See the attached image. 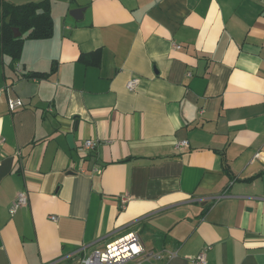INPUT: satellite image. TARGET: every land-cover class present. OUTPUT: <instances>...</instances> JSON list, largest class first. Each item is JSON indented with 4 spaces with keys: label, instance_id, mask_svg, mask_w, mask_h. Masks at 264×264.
Here are the masks:
<instances>
[{
    "label": "crops",
    "instance_id": "0c3cea01",
    "mask_svg": "<svg viewBox=\"0 0 264 264\" xmlns=\"http://www.w3.org/2000/svg\"><path fill=\"white\" fill-rule=\"evenodd\" d=\"M48 1L52 36L0 51V264L130 230L156 264H264V0Z\"/></svg>",
    "mask_w": 264,
    "mask_h": 264
},
{
    "label": "built area",
    "instance_id": "2783aa9c",
    "mask_svg": "<svg viewBox=\"0 0 264 264\" xmlns=\"http://www.w3.org/2000/svg\"><path fill=\"white\" fill-rule=\"evenodd\" d=\"M138 78H130L126 82V88L134 90L138 84ZM8 105L11 110L22 106L20 99H9ZM187 144L186 140H181L176 145L181 147ZM95 142L86 139L80 146V150L93 148ZM28 201L27 194L19 192L9 207V213L14 214L17 209L25 205ZM125 202V199L122 200ZM52 220L56 216H50ZM174 253L165 252L164 250L147 249L138 230L125 232L100 247L91 249L81 259V264H156L157 261L174 257ZM194 264H206V254L204 251L198 253L194 259Z\"/></svg>",
    "mask_w": 264,
    "mask_h": 264
},
{
    "label": "trees",
    "instance_id": "16d2710c",
    "mask_svg": "<svg viewBox=\"0 0 264 264\" xmlns=\"http://www.w3.org/2000/svg\"><path fill=\"white\" fill-rule=\"evenodd\" d=\"M2 11L0 31V51L16 62L21 55L22 46L27 39H44L52 36L54 23L51 16L48 0L31 1L22 4H14L0 0ZM18 28L20 36H14L13 28ZM99 49L88 54H96L94 61L98 63ZM85 54L80 55L84 59ZM45 72H27L25 77H42ZM228 172V169H226Z\"/></svg>",
    "mask_w": 264,
    "mask_h": 264
},
{
    "label": "water",
    "instance_id": "95a60500",
    "mask_svg": "<svg viewBox=\"0 0 264 264\" xmlns=\"http://www.w3.org/2000/svg\"><path fill=\"white\" fill-rule=\"evenodd\" d=\"M84 8H75L69 11V14L72 15L75 19L81 18L82 17V12H83ZM13 34L14 36H20V31L18 30V28H13ZM71 139H72V135H68L67 136V140L68 142L71 144Z\"/></svg>",
    "mask_w": 264,
    "mask_h": 264
}]
</instances>
